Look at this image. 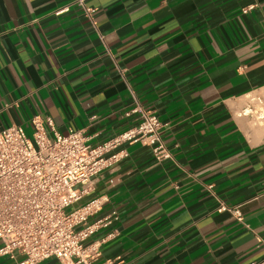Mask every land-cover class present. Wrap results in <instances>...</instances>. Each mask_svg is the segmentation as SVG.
<instances>
[{"label":"crops","instance_id":"1","mask_svg":"<svg viewBox=\"0 0 264 264\" xmlns=\"http://www.w3.org/2000/svg\"><path fill=\"white\" fill-rule=\"evenodd\" d=\"M139 109L170 156L128 144L94 177L118 219L93 264H264V0H0V129L96 144Z\"/></svg>","mask_w":264,"mask_h":264},{"label":"built area","instance_id":"2","mask_svg":"<svg viewBox=\"0 0 264 264\" xmlns=\"http://www.w3.org/2000/svg\"><path fill=\"white\" fill-rule=\"evenodd\" d=\"M138 112L136 124L96 144L81 131L58 132L51 117L38 114L30 118V136L18 124L0 129V256L16 264L50 257L93 264L111 234L88 239L118 219L114 210L98 215L104 199L94 177L126 157L128 144L150 146L158 160L170 156L157 115Z\"/></svg>","mask_w":264,"mask_h":264},{"label":"rangeland","instance_id":"3","mask_svg":"<svg viewBox=\"0 0 264 264\" xmlns=\"http://www.w3.org/2000/svg\"><path fill=\"white\" fill-rule=\"evenodd\" d=\"M25 131H26V134L28 135V136H30L31 135V133H32V128H25Z\"/></svg>","mask_w":264,"mask_h":264}]
</instances>
